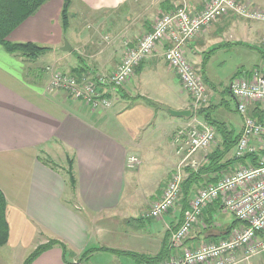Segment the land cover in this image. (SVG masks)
Masks as SVG:
<instances>
[{
  "label": "crops",
  "instance_id": "obj_1",
  "mask_svg": "<svg viewBox=\"0 0 264 264\" xmlns=\"http://www.w3.org/2000/svg\"><path fill=\"white\" fill-rule=\"evenodd\" d=\"M206 1L71 0L69 23L63 27L60 18L63 0H47L8 36L12 41L52 44L37 56L47 51L53 54L43 68L32 67L34 74L30 81L23 72L37 57H28L20 51L7 52L0 45V189L6 198L8 225L7 242L0 246L8 251L5 258L0 255V264H21L37 244L49 238L63 241L72 251L65 256L69 262L64 261L62 249L54 245L31 264L153 262L179 254V247L217 241L226 235V210L212 203L205 206L202 216L177 248L170 246L169 232L180 222V199L161 217L146 215L180 160L171 137L177 127L188 121L189 115H176L169 109H189L192 100L163 58L167 39L157 43L153 53L135 67L122 86L107 90L112 100L107 108L92 109L62 90L47 88L52 71L69 74L77 68L75 74L80 78L110 72L122 58L123 41L134 45L152 29L161 12L184 3L195 13ZM236 1H247L264 10V0ZM88 17L91 23L84 24ZM243 18L232 12L224 14L202 27L184 46L186 58L206 81L208 100L200 106L199 117L216 128L215 143L199 152V158L219 150L224 134L233 135V128L225 122L229 116L220 112L225 93L235 102L229 87L232 76L222 87L211 81L208 67L214 49L248 31L259 35L264 45V20ZM240 36L234 39L244 41ZM65 38L72 47L70 51L61 49ZM260 53L262 67L263 47ZM8 63H14L16 68ZM40 68L46 75L38 72ZM162 109L168 111V117L161 113ZM234 111L237 113L236 102ZM237 114L238 134L242 119ZM163 146L168 150L164 154V175L156 182L149 199L143 196L138 203L135 181L141 173L140 166L128 168L126 156L135 154L144 163L145 154L155 155ZM68 160L75 177L74 193L68 184ZM204 161L205 157L201 164ZM236 162L229 166H235ZM210 174L200 173V181L205 184L213 175ZM203 185L196 183L193 194ZM122 202L125 203L121 205ZM85 250L90 254L80 257ZM249 262L264 264V251L250 257Z\"/></svg>",
  "mask_w": 264,
  "mask_h": 264
},
{
  "label": "built area",
  "instance_id": "obj_2",
  "mask_svg": "<svg viewBox=\"0 0 264 264\" xmlns=\"http://www.w3.org/2000/svg\"><path fill=\"white\" fill-rule=\"evenodd\" d=\"M230 12L253 20H264V10L247 1L207 0L204 7L195 13H191L183 3L161 12L152 29L139 37L134 45L124 40L122 58L110 72L82 79L61 71L51 73L48 89L63 90L93 109L109 107L111 100L99 87L109 89L123 85L135 67L153 53L157 43L167 39L169 43L163 51V58L191 95V115L172 134L171 143L180 160L161 195L150 203L147 216L161 217L175 205L184 169L188 167L197 171L205 157L199 158L198 153L205 152L215 143L216 129L198 114L200 106L208 100L207 88L201 74L186 58L184 46L202 27ZM103 38L106 40L108 36ZM229 87L242 119L233 156L240 159L248 155L253 162L243 164L238 161L228 170L211 173L215 180L205 182L193 194L181 224L170 229L169 243L171 247L181 246L202 208L214 200H220L221 207L231 212L240 224L217 241L179 247V254L139 264H250V257L264 251V65L249 76L234 77ZM140 161L138 156L131 154L126 157L125 164L133 169Z\"/></svg>",
  "mask_w": 264,
  "mask_h": 264
},
{
  "label": "trees",
  "instance_id": "obj_3",
  "mask_svg": "<svg viewBox=\"0 0 264 264\" xmlns=\"http://www.w3.org/2000/svg\"><path fill=\"white\" fill-rule=\"evenodd\" d=\"M46 1L47 0H0V45H2L7 52L20 51L22 54L33 58V57H37L40 53L48 49V47L38 45L31 41H12L8 39V36L10 35L11 31H13L27 17L34 14L36 10L40 6H42ZM70 1L71 0H63L61 14H60L61 23L63 27L68 26L69 18L71 16V13L68 11ZM255 69L259 70L260 67L253 68V70H251L247 74L246 72L243 75L235 74L232 76V79L236 76H244V75L249 76ZM76 71H77V68H74L73 70H71V73L69 74L74 75L79 79V75L75 74ZM255 108L253 109V111H255ZM198 112L200 114L202 113L201 111H198ZM241 128H242V124H241ZM226 133L230 134L231 132L226 130ZM239 133L235 136L232 134H230L229 136L224 134L222 142L220 143V149L213 150L212 154H206L205 155L206 161H204L205 163L201 164L197 171L187 168L186 176H183L180 182L179 194H178V199H177V201L180 199V203H181L180 217H179L180 222L178 223V225L173 227L172 230L177 228L182 222L183 214L185 210L188 208L189 202L191 200V199L189 200V198L192 196L194 189H195L194 185L198 182L201 185L204 184L202 183V181H200V177H199L200 173H202L203 171L208 172V173H214V172H219L221 169L228 170L231 168L230 167L231 164L236 161L237 162L239 161L240 163H243V164H246V162L252 161V158L248 157V155H245L244 157L238 159L233 156V152H232L231 154L232 156H230L231 150L232 149L234 150V145L239 136ZM66 173H67V178H68V184L70 185L72 193H74L75 192V177L72 171L71 160H68V168H67ZM214 178L215 177H211L210 180L214 181L215 180ZM208 204L214 205L216 208L221 206L220 200H214ZM205 206L202 208V211L199 217L202 216L204 212L203 209L205 208ZM5 207H6V198L2 190L0 189V246L4 245L8 239V225H7V221L5 218ZM239 224H240V221L236 218H234V220H232L231 223H228L225 236L229 235L230 231L236 226H238ZM54 245H58L62 249L64 261L69 262L65 258V256L68 253L72 254V251L68 249L67 245L63 241L56 239V238H49L45 242L37 244L25 256L21 264H31V262L39 254H41L43 251L47 250L48 248ZM89 254H90V251L85 250L81 253L80 257H83V256L87 257Z\"/></svg>",
  "mask_w": 264,
  "mask_h": 264
},
{
  "label": "rangeland",
  "instance_id": "obj_4",
  "mask_svg": "<svg viewBox=\"0 0 264 264\" xmlns=\"http://www.w3.org/2000/svg\"><path fill=\"white\" fill-rule=\"evenodd\" d=\"M59 14H58V17H59ZM91 20L92 19L88 17V19H86V21H84L83 23L90 24ZM244 21L248 23L250 22V23L261 24V22L259 21H251V20H244ZM238 36H240L242 40L244 41H237L236 39H234V38H238ZM238 36L236 37L234 36L233 38L230 39V41H225L222 46L215 48L213 54L210 57L209 67H208L209 72H210L209 75H210L211 81H213L217 86L222 87L226 85L229 82V79L231 78V76L235 74L243 75L245 72L249 73L255 67L256 68L260 67L259 66L260 60L262 59L260 50H262V47L264 48V45L263 43H260L262 41L259 38V35H255L254 33L252 34L251 31H248L247 33H238ZM256 37L258 38V41ZM38 45L51 46L52 44L51 43H40ZM52 55H53L52 52L47 51L43 53L42 56H39L36 59H32L33 60L31 62L32 64L28 65L26 70H24L23 72L24 78H29L28 80L30 81V77L33 76L34 74L32 67L34 66L36 67V69H38L39 66H42L43 68V63L46 61H49ZM8 66L14 69L16 68L14 63H8ZM42 68H40L38 72L42 76H44L46 75V73L44 72V74H42L41 72ZM223 98H225L226 100L222 101L220 105V108H221L220 112L229 116L227 117L225 122L229 124L231 128H233V135L235 136L237 134V125H239V122H240V119L237 114L238 112L236 113L234 111L235 102L233 99H230L228 97L227 93L224 94ZM226 102L228 103V105L226 104ZM167 112L168 111L165 109L161 110V113H163L164 115H167L168 114ZM230 122H233V123H230ZM165 127H169V126L165 125ZM231 128H228V129H231ZM166 151L168 152L166 147L163 146L158 150V153H156L155 155L149 154L151 157H149V155L146 156L145 154V157H143L144 163H142V160H141L140 163L138 164L137 167L140 166L139 169L141 170V173L138 175V177H136L137 179L135 181V184H137L135 186V188L137 189L135 195L138 198L136 196L135 197L138 203H140L141 200H143L142 199L143 196H145L147 200L149 199V194L154 191L156 182L163 177L164 172H165L164 154L166 153ZM232 152H233V149L231 150V154ZM40 155L42 156V154ZM135 176L137 175L135 174ZM165 178L166 177H164V179ZM67 191H70V190L67 189ZM123 203L125 202H122L121 205ZM138 203H133V204H138ZM224 211L225 210H223L222 214H224L225 212L227 214L225 217V220L227 221V223H231L232 220H234L235 216L227 210L225 212ZM7 251H8L7 248H0V255L5 258L7 255ZM68 255H70V253ZM101 257L103 258V260L107 259L105 256H101Z\"/></svg>",
  "mask_w": 264,
  "mask_h": 264
},
{
  "label": "water",
  "instance_id": "obj_5",
  "mask_svg": "<svg viewBox=\"0 0 264 264\" xmlns=\"http://www.w3.org/2000/svg\"><path fill=\"white\" fill-rule=\"evenodd\" d=\"M62 50H71L72 47L71 45L68 43L67 39H64L63 45L61 47ZM169 111L171 113H174L176 115H185L188 116L190 114V109H182V110H174V109H169Z\"/></svg>",
  "mask_w": 264,
  "mask_h": 264
}]
</instances>
